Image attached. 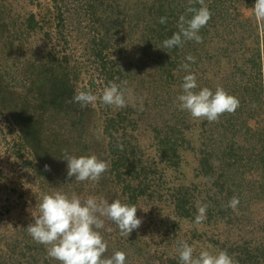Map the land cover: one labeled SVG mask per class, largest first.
I'll return each mask as SVG.
<instances>
[{
    "label": "rangeland",
    "instance_id": "rangeland-1",
    "mask_svg": "<svg viewBox=\"0 0 264 264\" xmlns=\"http://www.w3.org/2000/svg\"><path fill=\"white\" fill-rule=\"evenodd\" d=\"M255 3L205 0L203 42L168 49L180 15L199 3L0 0V264H60L27 231L53 191L137 205L142 224L128 237L106 221L105 257L180 264L187 241L194 255L227 250L239 264H264V22ZM184 63L196 91L223 87L239 99L236 111L209 122L181 110ZM125 81L127 106L105 105L103 89ZM88 90L94 103L74 101ZM65 153L110 167L98 183L77 182ZM201 204L207 218L196 223Z\"/></svg>",
    "mask_w": 264,
    "mask_h": 264
},
{
    "label": "clouds",
    "instance_id": "clouds-1",
    "mask_svg": "<svg viewBox=\"0 0 264 264\" xmlns=\"http://www.w3.org/2000/svg\"><path fill=\"white\" fill-rule=\"evenodd\" d=\"M194 3H199L200 7L190 6L186 14L180 15L177 24L179 30L163 41V48L183 47L184 42L189 40L203 42L199 31L207 25L212 13L205 0H189L190 5ZM253 9L257 21L264 22V0H256ZM188 13L191 14L190 19L187 18ZM166 21L167 17L160 18L161 24ZM186 60L195 63V57L191 55ZM190 63L181 65L188 72L183 78L182 94L177 97L181 110H187L193 118H203L209 122L218 121L224 113H234L239 107V99L223 87L217 86L214 92L208 87L196 91L197 76L190 71ZM126 84V81L121 84L109 82L100 99L105 105L126 107L131 98V90ZM73 99L87 105L94 103L97 96L91 90L79 91ZM64 160L67 161V176H74L77 182L98 183L110 167L106 160L95 154L77 157L65 153ZM48 168L45 165V169ZM239 203V197L233 196L228 206L235 211ZM38 207L39 214L34 216L35 222L27 227V231L37 243L45 245L48 256L60 264H126L127 253L124 251H116L110 257H105L108 241L102 230L106 221H111L121 236L128 237L142 224V220L137 217V205L123 203L118 198L109 202L103 196L89 195L82 198L75 193L69 195L53 191L42 197ZM207 208L208 204L198 205L196 223L206 220ZM178 253L180 264H239L227 250L218 253L202 250L194 255L195 247L187 241L179 242Z\"/></svg>",
    "mask_w": 264,
    "mask_h": 264
},
{
    "label": "trees",
    "instance_id": "trees-1",
    "mask_svg": "<svg viewBox=\"0 0 264 264\" xmlns=\"http://www.w3.org/2000/svg\"><path fill=\"white\" fill-rule=\"evenodd\" d=\"M101 52H103V49H102ZM110 123H111V126L117 124V119H116L115 116L112 117ZM109 131H110V129H109ZM182 205H184L183 200H181V201H177L178 212H180V214H183V212L179 211V210L181 209V206H182Z\"/></svg>",
    "mask_w": 264,
    "mask_h": 264
}]
</instances>
